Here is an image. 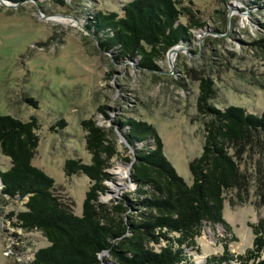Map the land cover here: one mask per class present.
<instances>
[{
  "label": "rangeland",
  "instance_id": "rangeland-1",
  "mask_svg": "<svg viewBox=\"0 0 264 264\" xmlns=\"http://www.w3.org/2000/svg\"><path fill=\"white\" fill-rule=\"evenodd\" d=\"M126 1L0 0V114L36 118L39 140L32 164L53 177L55 192L77 214L91 182L82 173L66 174L64 163L68 158L90 161L82 119L92 118L107 128L120 116L152 123L165 155L191 183L188 164L201 153L204 140L205 118L197 108L200 78L211 79L209 101L218 107L264 109V48L253 43L264 35L261 2L180 0L178 19L192 23L190 39L155 60L156 68H147L137 58L117 56L114 48H100L86 25L95 10L118 11ZM114 136L122 154L131 152L124 150L117 128ZM258 157L242 153L247 182L242 189L225 192L222 214L236 236L229 242L234 253L251 246L248 223L264 217V199L257 192ZM111 163L108 171L115 180L104 181L102 201L132 186L128 164L120 155ZM9 165L10 158L0 151V170ZM23 203L18 196L1 194L0 185V264H25L29 253L47 244L40 231L12 226L8 213L23 209ZM221 236V225H205L196 237L199 252L193 253L192 261L203 259L205 264L203 257L221 253ZM14 246L22 250L21 256Z\"/></svg>",
  "mask_w": 264,
  "mask_h": 264
},
{
  "label": "trees",
  "instance_id": "trees-1",
  "mask_svg": "<svg viewBox=\"0 0 264 264\" xmlns=\"http://www.w3.org/2000/svg\"><path fill=\"white\" fill-rule=\"evenodd\" d=\"M258 1L264 7V0ZM179 2L129 0L118 11L95 10L86 25L100 48H114L117 56L156 68L155 60L190 39L192 23L179 21ZM261 25L264 28V21ZM253 43L264 48V35ZM212 93L211 79L201 77L197 108L205 118L204 140L201 153L188 164L191 183L165 155L152 123L120 116L113 120L114 127L107 128L92 118L82 119L90 161L68 158L64 163L66 174L82 173L91 182L80 214L55 192L53 177L32 164L39 140L36 118L0 114V151L10 158L9 167L0 170L1 194L24 199V208L11 211L8 218L15 228L38 230L47 240L29 253L25 264H193V253L199 252L196 237L207 224L221 225L223 236L221 253L206 256L205 264H264V217L248 223L251 246L234 253L229 242L236 236L222 214L225 192L242 189L247 182L242 153L259 156L257 192L264 199V109L218 107L209 101ZM116 128L132 148L128 154L118 150ZM124 150L129 149L124 145ZM117 155L127 164L131 161L127 181L132 186L102 201L104 181L115 180L108 169Z\"/></svg>",
  "mask_w": 264,
  "mask_h": 264
},
{
  "label": "water",
  "instance_id": "water-1",
  "mask_svg": "<svg viewBox=\"0 0 264 264\" xmlns=\"http://www.w3.org/2000/svg\"><path fill=\"white\" fill-rule=\"evenodd\" d=\"M170 50H171V48L168 50V52H169ZM122 140H123L125 146H127L128 149L132 151V148H130V146H129L128 143L125 141V139L123 138V136H122ZM130 165H131V161L128 163V174H129ZM0 184L2 185V181H1V179H0ZM203 258H205V257H203ZM202 260H203V259H202ZM102 264H104V262H102Z\"/></svg>",
  "mask_w": 264,
  "mask_h": 264
},
{
  "label": "bare ground",
  "instance_id": "bare-ground-1",
  "mask_svg": "<svg viewBox=\"0 0 264 264\" xmlns=\"http://www.w3.org/2000/svg\"><path fill=\"white\" fill-rule=\"evenodd\" d=\"M104 264H108V263L106 261H104ZM193 264H201V261L200 260L199 261H196Z\"/></svg>",
  "mask_w": 264,
  "mask_h": 264
}]
</instances>
